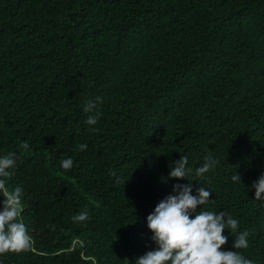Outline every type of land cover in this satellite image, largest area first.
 I'll return each instance as SVG.
<instances>
[{"label": "trees", "instance_id": "16d2710c", "mask_svg": "<svg viewBox=\"0 0 264 264\" xmlns=\"http://www.w3.org/2000/svg\"><path fill=\"white\" fill-rule=\"evenodd\" d=\"M97 96L103 115L89 126ZM9 152L32 248L4 264H130L156 247L147 216L189 183L170 165L187 155L196 168L209 153L219 164L192 177L193 194L212 190L207 210L249 233L235 251L264 264V201L248 188L264 174V0H0ZM82 211L89 219L74 222Z\"/></svg>", "mask_w": 264, "mask_h": 264}, {"label": "clouds", "instance_id": "9594fccd", "mask_svg": "<svg viewBox=\"0 0 264 264\" xmlns=\"http://www.w3.org/2000/svg\"><path fill=\"white\" fill-rule=\"evenodd\" d=\"M103 97L97 96L88 100L84 106L87 113L85 123L94 126L99 123L103 113L99 106ZM95 130V129H91ZM25 148L28 145L24 146ZM81 150L87 144L80 145ZM18 164L17 153L9 152L0 155V264H4L6 253H21L32 248V238L26 224L21 222L24 189L16 186L10 190V178ZM219 160L211 153L204 157L201 166L193 168L189 164V157L182 155L170 165L169 178L187 179L189 183L173 185V194L161 200L154 211L147 216V226L153 233L151 240L156 247L137 257L130 264H255L235 249L249 247V233L238 231L240 221L225 211L214 212L207 210L214 202L213 191L207 187L195 188L191 181L193 176L205 178L213 171ZM60 166L70 170L74 166L72 157L62 159ZM113 176H116L113 173ZM233 182H239L242 176L237 172L231 177ZM126 183L122 177H116V183ZM255 190V200L264 201V174L252 182L248 187ZM203 206V207H202ZM89 213L82 211L72 217L74 222H85ZM235 233L234 250L223 248L228 243L229 236L225 230Z\"/></svg>", "mask_w": 264, "mask_h": 264}]
</instances>
